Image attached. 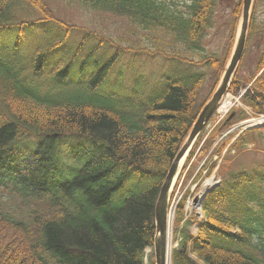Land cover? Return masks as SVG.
<instances>
[{
    "label": "trees",
    "instance_id": "1",
    "mask_svg": "<svg viewBox=\"0 0 264 264\" xmlns=\"http://www.w3.org/2000/svg\"><path fill=\"white\" fill-rule=\"evenodd\" d=\"M73 1L125 19L128 29L112 38L58 18L47 0H0V191L21 212L0 205V264H144L161 185L207 100L199 94L208 71L218 82L230 53L233 35L223 57L203 46L219 0L182 8L175 0ZM260 1L250 37L264 34ZM140 56L183 66L124 82L122 59ZM263 68L264 47L245 85L233 79L229 88L237 95L250 84L241 100L258 113ZM243 114L230 113L223 128ZM263 129L212 153L227 145L240 152ZM229 162L222 159L201 218L190 214L180 225L184 201L178 205L173 241L182 239L171 264H264V169L227 171Z\"/></svg>",
    "mask_w": 264,
    "mask_h": 264
},
{
    "label": "rangeland",
    "instance_id": "2",
    "mask_svg": "<svg viewBox=\"0 0 264 264\" xmlns=\"http://www.w3.org/2000/svg\"><path fill=\"white\" fill-rule=\"evenodd\" d=\"M179 3L180 7H183L184 2H189L190 0H175ZM242 0H219V5L215 13L214 17V25L213 27L207 31L206 37L203 40V46L205 47V52H212L216 51L220 57H223L225 51H231L234 38L237 28V22L233 20L232 12L234 8L238 5H241ZM49 5L52 7L55 16L58 18L67 21L69 23L79 25L82 27H86L89 31H94L97 34L109 36L115 38L114 36L126 31L127 22L123 18H117L110 14H103V13H94L85 11L82 9L77 2L73 0H47ZM255 12V17L257 22L264 21V0H261L257 3ZM233 35L232 41L229 45V38ZM264 47V34L261 35H247V40L244 48V52L241 58V61L237 67V70L234 75V79H236L240 87L245 85L251 74L256 70L258 60L262 53ZM228 48V50H226ZM123 75H124V82H129L133 75L144 77L145 79L150 82L152 79H155L163 71H165L168 67H182L183 65H171L161 63L160 60H149L146 56H140L136 58L135 62H133L129 57H125L121 61ZM216 77H214L213 73L208 71L207 79L205 84L200 92L199 101L202 102L203 100L207 99L210 94L215 89L217 82H215ZM249 85V84H248ZM246 85V86H248ZM244 92V88L240 89L238 94L236 95L232 91H229L227 95L224 97L222 102L224 103L225 107H222L218 112L214 114L212 119L209 121L207 127L205 128L204 132L201 135V140L196 145L193 150V155L188 163L186 169L184 170V174H181V179L179 180V185L177 189L173 193V199H171V207L173 206V212L175 213L178 206V200L186 195V202L184 205L183 216L185 219H182L180 225L183 223L184 220L189 216L191 212L199 213V207L194 206V203L189 208L187 207L188 203L192 201L196 196H198L205 185L207 179L211 177H215L214 181L217 182L218 178L220 177L218 172H216V176L212 175L215 174L214 172L208 173L210 170V165L208 164L206 151L204 150L205 146L207 145L208 141H211V138H214L215 144H221L223 141H226L227 137L223 139H219V135L221 130L223 129L222 122L227 117L228 112H235V117L240 114V110L244 109V104L241 102L239 98V94ZM254 112V110H252ZM246 111H244L243 116L249 117L250 115ZM254 115L253 113H251ZM256 123L254 126L264 127V123L258 124L260 121L258 118L259 116L254 117ZM237 121V123H239ZM235 123V124H237ZM252 126V125H251ZM256 128V127H254ZM264 130V129H263ZM241 131V129H236L231 134L233 139H235L236 133ZM230 134V135H231ZM262 135L264 136V131H262ZM230 136V137H232ZM218 140V141H217ZM256 141L254 143L248 144L246 148H244L240 152L226 151L224 148L219 155L217 160L215 156L212 157V162H216L219 165L221 164L220 161L224 158L231 159L226 165L227 171H239L240 169L250 170L256 166H261L264 169V138L258 137L256 135ZM205 141V142H204ZM204 143V145H203ZM221 146V145H220ZM217 146V149L220 147ZM216 149V150H217ZM210 152V150H209ZM206 163H202L203 161ZM211 162V163H212ZM204 164V165H203ZM203 166V167H202ZM202 167V169H201ZM225 168V170H226ZM202 170V171H201ZM224 170V171H225ZM212 175V176H211ZM129 185V184H127ZM11 196L3 193L0 191V205L5 208V211L10 215H14V217H19L21 212H18L16 205L17 202H11ZM191 211V212H190ZM190 212V213H189ZM172 228V227H171ZM182 228L183 225H182ZM181 228V229H182ZM174 229V228H173ZM196 231L195 225L192 224L189 226V232L194 234ZM173 230H172V241H173ZM182 236L177 237V240L173 241L172 248L175 249L177 245L180 243ZM154 264V251L153 247L147 248L145 250V258L144 264Z\"/></svg>",
    "mask_w": 264,
    "mask_h": 264
},
{
    "label": "water",
    "instance_id": "3",
    "mask_svg": "<svg viewBox=\"0 0 264 264\" xmlns=\"http://www.w3.org/2000/svg\"><path fill=\"white\" fill-rule=\"evenodd\" d=\"M253 1L254 0H242L238 30L236 32L230 57L225 65L221 78L210 99L204 104L198 113L196 121L178 150L168 169L164 182L161 185L154 209L155 237L153 240V250L155 264H166L165 233L167 228V218L170 212L169 200L171 190L190 148L197 136L202 132L208 121L211 119L219 102L230 86L244 51ZM204 196L205 195L203 194L199 201L195 199L194 202L200 204Z\"/></svg>",
    "mask_w": 264,
    "mask_h": 264
},
{
    "label": "bare ground",
    "instance_id": "4",
    "mask_svg": "<svg viewBox=\"0 0 264 264\" xmlns=\"http://www.w3.org/2000/svg\"><path fill=\"white\" fill-rule=\"evenodd\" d=\"M211 179L206 180L205 185L206 187H208L211 184ZM205 189V188H204ZM167 228H166V233H165V247H166V264H171L170 262V256L172 255V231H171V227H172V221L173 219L171 218V214L168 216L167 218Z\"/></svg>",
    "mask_w": 264,
    "mask_h": 264
}]
</instances>
